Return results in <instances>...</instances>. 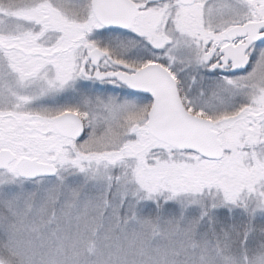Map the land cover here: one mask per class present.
I'll list each match as a JSON object with an SVG mask.
<instances>
[{"label":"snow or ice","instance_id":"snow-or-ice-1","mask_svg":"<svg viewBox=\"0 0 264 264\" xmlns=\"http://www.w3.org/2000/svg\"><path fill=\"white\" fill-rule=\"evenodd\" d=\"M0 264H264V0H0Z\"/></svg>","mask_w":264,"mask_h":264}]
</instances>
